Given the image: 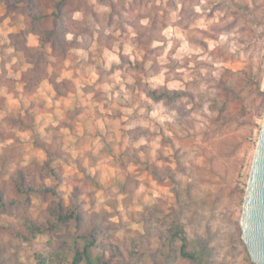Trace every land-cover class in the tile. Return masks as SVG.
<instances>
[{
	"label": "clouds",
	"instance_id": "clouds-1",
	"mask_svg": "<svg viewBox=\"0 0 264 264\" xmlns=\"http://www.w3.org/2000/svg\"><path fill=\"white\" fill-rule=\"evenodd\" d=\"M59 2L0 0V184L31 198L0 210V248L72 264L83 241L58 216L79 204L103 226L91 264H166L209 229L230 259L227 190L264 128V0H70L56 19ZM21 172L46 199L17 193Z\"/></svg>",
	"mask_w": 264,
	"mask_h": 264
},
{
	"label": "rangeland",
	"instance_id": "rangeland-1",
	"mask_svg": "<svg viewBox=\"0 0 264 264\" xmlns=\"http://www.w3.org/2000/svg\"><path fill=\"white\" fill-rule=\"evenodd\" d=\"M49 0H44V4L47 6ZM70 3V0H65L64 5ZM246 7V6H245ZM9 10H19L21 13L27 14V9L23 5V7L18 8V4L16 5H8ZM64 9V7H63ZM47 20H44L43 23H46ZM259 130L255 131L253 135L255 136V140L252 142V145L249 149H247L242 154L241 163L239 167L236 169L235 174L233 176V180L230 183L227 190V198L230 203V208L228 212L224 216V221L227 225V242H228V255L230 259L228 260H220V246H211V241L216 239L219 236V232L211 233V229H209L210 235L208 240H203L197 238L196 245L197 247L192 248L189 246L187 242V249L190 251H194L196 253H202V256L205 257L203 262L191 261L180 256L178 248H173L171 250L172 255L166 258V264H254L245 249V246L241 240V230L239 226V216L241 210V203L243 199V192L252 160V155L254 151L255 142L257 139ZM237 148H240L241 145H237ZM0 189L5 193L7 192L6 184H0ZM224 190L221 189V193ZM42 195V194H41ZM45 199L47 195H42ZM219 199V197H218ZM31 203V198L29 200H25L23 203L19 201L13 204H7L3 207H0V210L7 211L9 214H20L23 211L27 210L28 205ZM2 226H0V232L5 231ZM51 229L50 231H53ZM1 249V257L4 264H13L12 258L5 255L7 249ZM40 254L38 253L37 256ZM38 259V258H37ZM47 259V257H46ZM60 258L57 257V262H59Z\"/></svg>",
	"mask_w": 264,
	"mask_h": 264
},
{
	"label": "trees",
	"instance_id": "trees-1",
	"mask_svg": "<svg viewBox=\"0 0 264 264\" xmlns=\"http://www.w3.org/2000/svg\"><path fill=\"white\" fill-rule=\"evenodd\" d=\"M65 0H60L59 3H57L55 6L57 8V13L54 14L56 16V19H59V16L63 14V5ZM23 3V5L27 9V14H32L34 10L39 6L40 3H44V0H8V5H16ZM34 24L41 23L44 20H47V17L43 18V20L40 17H33ZM55 41H59L62 44V34L59 29H57L53 33H49V38H53ZM55 174V173H53ZM16 183V191L17 193H23L27 195L29 192L37 191L40 192L39 189L35 188V185H28L25 183V177L24 173L21 172L19 174V179L15 181ZM52 191L51 189H44L40 194L47 195L48 192ZM77 193L79 192V189L76 190ZM55 194V193H53ZM29 200V197L26 199ZM17 201H13L6 198V193L0 189V207H3L7 204H13ZM85 213L83 212L82 208L79 204L76 205V207L72 211L65 210L62 206L60 207L59 211V222L63 225H67L69 221H74L77 226V237L79 240H82V244H77L75 253L72 259V264H91V255L93 253V250L95 247H97V239L100 235L103 234V226L98 225L92 232H88L83 227V216ZM51 229H55V226H52ZM30 231H39V228L33 224L32 229ZM182 232V228H178L176 230L175 238H179V233ZM27 239V237H24ZM102 246V245H101ZM180 256H182L185 259L191 260V261H197V262H203L205 260V257L202 256V253H196L194 251H190L187 249V241L184 242V244L178 248ZM114 254H119L123 256V253H120L118 249H114ZM172 255V253H171ZM169 255V256H171ZM38 258V264H46V257L44 256H37ZM0 264H4L2 257H1V249H0ZM97 264H103V257L101 256L98 258Z\"/></svg>",
	"mask_w": 264,
	"mask_h": 264
},
{
	"label": "water",
	"instance_id": "water-1",
	"mask_svg": "<svg viewBox=\"0 0 264 264\" xmlns=\"http://www.w3.org/2000/svg\"><path fill=\"white\" fill-rule=\"evenodd\" d=\"M241 240L250 260L264 264V128H260L243 192Z\"/></svg>",
	"mask_w": 264,
	"mask_h": 264
}]
</instances>
